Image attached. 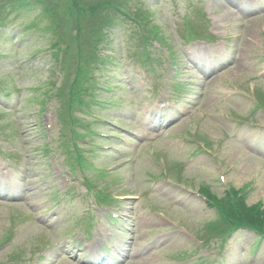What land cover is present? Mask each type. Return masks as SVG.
Masks as SVG:
<instances>
[{
	"label": "rangeland",
	"instance_id": "1",
	"mask_svg": "<svg viewBox=\"0 0 264 264\" xmlns=\"http://www.w3.org/2000/svg\"><path fill=\"white\" fill-rule=\"evenodd\" d=\"M27 1L15 0L14 3H23L20 11L25 17H32L34 13V24L28 26L22 21L23 16L20 20L19 16L11 15L8 19L20 21V25L0 30V83L12 91L19 87V90L10 92V98L0 94L3 99L0 113H7V117H0V173L6 179H12L7 175L11 167L3 154L21 153L22 158L19 160L16 157L14 161L27 163L30 172L36 168L40 178L39 181L33 180L36 185H25L32 187V201L35 202L38 195V199H48V210L69 213L68 217L60 218L58 224H65L70 217L78 219L98 209L93 207L90 195L93 191L86 184L87 179L106 185L119 196L133 193L137 185L150 188L151 193H156L152 198L143 197L133 203V208L140 215L137 226H142L143 231L138 233V255L131 264H221L216 262L220 259L216 252L202 245L205 239L210 240L209 233H202V225L214 218L212 206L197 195L196 199L185 198L178 191L177 179L173 177L167 181L150 179L160 173L154 172L156 165L150 154L156 147L162 157L166 155L169 164L182 160L184 164L180 176L189 189L198 191L200 186L207 184L217 194H222L226 188L222 184L224 180L236 187L247 186L249 204L258 201L264 204V111L255 109L253 92L241 94L237 90L245 84L251 88L257 84L258 89H264V15L250 19L252 14L239 10L232 0H146L145 6L149 9H144L136 0L132 5L125 6L133 14L154 17L151 25L160 31L159 37L166 38V42L169 40L168 44L174 47L175 59L179 62L178 79L186 81L190 93L168 112H174L171 115L174 118L186 112L187 117L169 129L163 137L164 143L156 141L143 147L139 145L135 152L138 154L137 165L129 166L133 154L131 149H135L138 142L134 141V145L128 142H132L133 138L127 130L138 131L136 126L139 124L138 117L131 118L127 112L132 108L133 92L137 88L130 79L141 76L135 74L131 65L134 51L126 37V28L123 25L121 30H106V36L98 38L101 40L98 43L95 41V24L97 21L100 23L103 16L95 14L96 9L90 13L92 5L89 3L94 0L80 3L48 0L41 8H38V3L31 5L34 1ZM14 3H9L7 9L14 8ZM6 4V0H0V10ZM252 7L257 9L259 6L253 3ZM52 8H58L56 17L61 23L53 29L50 18ZM198 11L201 13L197 14ZM119 15L117 22L123 23L122 18L126 17L120 11ZM188 20L190 24L186 26ZM46 21L49 22L47 26L44 25ZM126 23L133 26L130 22ZM207 23L210 34L215 35L216 40H198L202 43L194 42L189 49L194 53L203 50L205 56L219 67L195 64L196 61L187 58L179 46V35H186L191 24L198 29L199 25ZM26 25L29 29L20 28ZM56 39L63 44V51L57 56L50 48ZM224 43H230L235 53L232 54ZM104 58L107 60H100ZM172 71L168 67L157 72L160 78L155 90H150V93L157 92L152 95L153 101L161 92L165 93L166 88L173 86ZM88 74L95 78L87 80ZM254 78H258L255 83ZM97 79L99 84L94 87ZM78 85L80 89L77 90L75 87ZM86 85L90 90H84ZM119 88L122 89L120 93ZM115 90L117 93H114ZM63 91L66 92L64 95ZM136 91V97L140 98L142 90ZM224 93L229 94V102L218 100L220 95L227 98ZM113 94H123L118 100L124 105L123 112L120 114L114 108L119 115L114 116V111L99 108L96 118L92 111L95 100ZM188 96L191 97L188 99ZM113 97L119 98L117 95ZM68 99L73 103L69 114L65 110ZM57 108L62 111L58 112ZM89 110L92 115H87ZM89 119L93 124L86 126L85 122ZM193 119L201 124L197 128L196 140L202 145H206L205 140H208L209 148L199 147L196 150L195 139L190 135L192 126L189 122ZM63 122L65 125L60 129ZM80 134L90 137L82 140V136L78 138ZM80 139L88 161L84 165L76 161L81 154V147H76ZM46 144H49L48 149ZM71 170L76 172L75 177ZM173 173L177 177L175 168ZM70 186L74 189L68 190ZM87 191L90 194L87 195ZM22 196L28 194L23 193ZM133 199L120 201L114 197L113 202H117L115 206L123 210L125 206H131ZM190 203L197 204L200 209H189ZM26 208L29 211L38 209L28 201L14 207L0 206V264H14L10 261L12 255L26 256L24 264H46L52 258L50 255L59 249L54 244L55 239L48 246L51 247L49 251L38 252L35 248L41 241L56 237L51 227L26 222L29 217H25L22 225L11 219L16 212H26ZM8 234L11 237L5 241ZM201 234L205 236L201 238ZM235 236L239 237L236 242L231 241V264H264V242L258 256L252 259L251 249L256 235L240 231ZM110 248L112 252H119L116 249L122 246L114 244ZM126 256L123 254L113 263L118 264ZM198 259L201 263H195ZM55 264L90 263L82 261L80 256L71 258L64 252L55 259Z\"/></svg>",
	"mask_w": 264,
	"mask_h": 264
},
{
	"label": "bare ground",
	"instance_id": "2",
	"mask_svg": "<svg viewBox=\"0 0 264 264\" xmlns=\"http://www.w3.org/2000/svg\"><path fill=\"white\" fill-rule=\"evenodd\" d=\"M189 205H190V208H191L192 210H196V211H198V210L200 209V206H198V205L195 204V203H190Z\"/></svg>",
	"mask_w": 264,
	"mask_h": 264
},
{
	"label": "trees",
	"instance_id": "3",
	"mask_svg": "<svg viewBox=\"0 0 264 264\" xmlns=\"http://www.w3.org/2000/svg\"><path fill=\"white\" fill-rule=\"evenodd\" d=\"M255 220L259 222H264V215L262 213H259Z\"/></svg>",
	"mask_w": 264,
	"mask_h": 264
}]
</instances>
